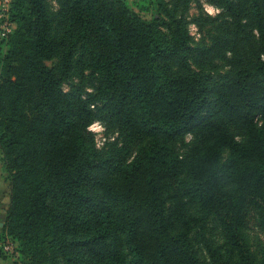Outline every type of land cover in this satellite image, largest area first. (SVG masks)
Returning <instances> with one entry per match:
<instances>
[{"label":"trees","instance_id":"trees-1","mask_svg":"<svg viewBox=\"0 0 264 264\" xmlns=\"http://www.w3.org/2000/svg\"><path fill=\"white\" fill-rule=\"evenodd\" d=\"M56 2L10 0L0 52V232L25 264H202L191 233L209 220L222 231L203 240L214 264H264V0H212L221 34L206 55L232 68L219 78L192 65L188 2L178 15L161 0L150 19L128 0ZM98 119L148 142L119 160L97 146Z\"/></svg>","mask_w":264,"mask_h":264},{"label":"rangeland","instance_id":"rangeland-1","mask_svg":"<svg viewBox=\"0 0 264 264\" xmlns=\"http://www.w3.org/2000/svg\"><path fill=\"white\" fill-rule=\"evenodd\" d=\"M161 0H128L134 10L142 17L150 19L153 13H164L160 10L158 2ZM167 3L171 10L176 9L179 15L188 2V8L185 16L189 21L188 27L192 35V45L194 52L192 54V65L200 72H210L214 77L219 78L222 75H229L232 68L226 62L214 54L206 55L208 49L215 40L220 36L219 30L221 19L218 18L220 9L212 3V0H162ZM49 10L54 12L58 9L56 0H47ZM140 5L150 8V11L141 10ZM10 8V0H0V52L6 50L4 39L6 34L15 27L10 26L8 20V11ZM256 34V32L254 33ZM203 54V55H202ZM59 59L55 58L48 62L51 66H56ZM1 70V67H0ZM78 81L76 77H72L64 82V89L71 91L74 84ZM87 91L91 92L92 88L87 87ZM89 130L94 134L96 144L99 148L104 149L107 153H111L119 160H131L137 152L144 147L147 137L137 138L130 137L128 133L121 132L109 126L105 121L98 119ZM195 139L193 133L181 135L175 143L180 154H185L187 149L192 145ZM229 151L223 152V159L228 155ZM10 203V181L9 173L5 166L3 154L0 150V225H4L7 217V211ZM195 207L192 208L194 210ZM244 234L248 239L249 245L257 259L260 258V249L263 242V236L256 228L254 218H249L244 228ZM191 238L194 242L195 249L200 257L202 264H214L203 243L204 238L211 239L218 243L222 240V231L217 221L209 220L204 227L195 226ZM19 243L8 236L3 231L0 232V264H25L28 260L19 252Z\"/></svg>","mask_w":264,"mask_h":264},{"label":"built area","instance_id":"built-area-1","mask_svg":"<svg viewBox=\"0 0 264 264\" xmlns=\"http://www.w3.org/2000/svg\"><path fill=\"white\" fill-rule=\"evenodd\" d=\"M10 9V8H9ZM8 20H9V11H8ZM9 23H10V26L11 27H13L15 24L14 23H12L10 20H9ZM11 32V31H10ZM9 32V33H10ZM8 35V33L6 34V36ZM92 127L91 128H93V125H91Z\"/></svg>","mask_w":264,"mask_h":264}]
</instances>
